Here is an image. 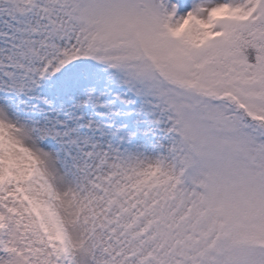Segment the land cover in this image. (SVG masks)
I'll return each instance as SVG.
<instances>
[{
	"label": "snow or ice",
	"instance_id": "snow-or-ice-1",
	"mask_svg": "<svg viewBox=\"0 0 264 264\" xmlns=\"http://www.w3.org/2000/svg\"><path fill=\"white\" fill-rule=\"evenodd\" d=\"M0 264H264V0H0Z\"/></svg>",
	"mask_w": 264,
	"mask_h": 264
}]
</instances>
